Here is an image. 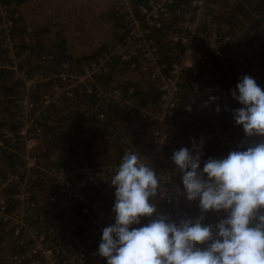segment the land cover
I'll use <instances>...</instances> for the list:
<instances>
[{"label": "trees", "instance_id": "trees-1", "mask_svg": "<svg viewBox=\"0 0 264 264\" xmlns=\"http://www.w3.org/2000/svg\"><path fill=\"white\" fill-rule=\"evenodd\" d=\"M100 1L106 2L105 5L101 4V7H105V17L101 18L109 30V41H96L90 45L93 47L85 44L87 41L93 42L92 36L96 30L88 26L80 27L69 36L65 24H60L59 19L48 14L40 17L44 12H39L38 4L42 8H49L53 0L3 1L9 10L7 20L13 24L10 36L17 45L18 57L24 58L31 77L42 73L56 74L65 63L74 72H80L91 61L114 52L109 73L99 78L98 82L106 89L119 88L128 103H106L95 96H81L78 101L63 99L60 104L50 106L39 121V126H44L40 155L49 158L59 153L60 157L66 159L65 163L70 165L85 161L94 164L120 162L126 148L131 144L137 147L143 142V137L148 135L153 123L152 118L159 112L162 90L157 82L145 81L146 76L141 71L142 42L134 36L127 14L115 1ZM149 1L130 0L137 18L141 19L139 7ZM191 1L175 0L169 5L170 19L160 28L150 29L147 35L158 45L161 63L166 67L165 73L183 55L182 45L175 43L171 37L181 33L179 24ZM208 1L212 4L209 13H216L222 43L225 36L231 38L232 42L226 48L230 53L233 52L235 59L222 61L206 52V60L211 62L212 75L215 77L203 79V86L198 93L184 91L178 112L172 119L183 116L189 106L195 110L196 106L207 104L214 94L225 92L232 95L234 91H239L244 100L239 101L230 96L228 106L221 114L215 107H206L190 118L181 119L172 144L165 150L166 168L173 183L188 187L193 182L208 179L214 190L212 187L205 199L218 196L236 204H241L239 190L247 187L242 176L256 174L261 181L256 202L258 212L251 217L247 228L264 230V105L247 91L264 84V0ZM0 22L3 23L1 18ZM78 22L73 28L81 24ZM97 32L101 33L100 30ZM83 39L85 44H82ZM5 41V33L0 30V63L6 61L3 48ZM42 56L52 58L50 67L36 66V60ZM240 59L243 60V71L238 65ZM51 86L49 83L40 91H32L31 98L38 108L41 107L43 94L50 91ZM215 87L221 89L215 90ZM24 95L14 74L0 69V136L5 128L17 130L20 122L16 119L15 106L16 101ZM99 114H104L105 119L100 120ZM19 165L20 160L14 154H4L0 157V175L16 172ZM159 169L165 170V167L154 166L150 161L145 165L133 163L125 175L119 178L118 189L109 191L102 186V189L99 188L97 184L86 186L87 191L92 190L99 198L108 199L111 208L121 201L134 213L137 209L142 219L139 228L149 229L150 225H154L147 238L136 235L137 238L129 239L127 236L124 241L112 244L101 253L98 264H122L124 261H138L141 264L182 262V236L179 231L168 229L172 215L164 198L157 192ZM33 174L30 179L33 202H43L44 226L55 227L60 219L62 201L58 200L50 210L47 203L48 192L52 188L42 176ZM12 193L9 198L11 211L16 209ZM83 228L81 222L77 232L82 233ZM0 235V263L5 257L23 253L27 248L21 239L6 234L1 226ZM231 244L229 238L225 243L218 242L213 250V255L222 257V264H264V239L251 237L245 246ZM230 249L236 250L228 258L226 251Z\"/></svg>", "mask_w": 264, "mask_h": 264}, {"label": "built area", "instance_id": "built-area-1", "mask_svg": "<svg viewBox=\"0 0 264 264\" xmlns=\"http://www.w3.org/2000/svg\"><path fill=\"white\" fill-rule=\"evenodd\" d=\"M3 1L0 0V18L3 20L0 30L6 36L3 45L6 61L0 63V69L14 74L25 95L16 101L15 114L20 122L17 130L5 128L0 136V157L12 153L20 160L16 172L0 175V226L6 234L21 239L27 248L23 253L5 257L0 264H98L102 252L112 244L124 241L127 236L129 239L137 238L136 235L147 238L154 225H150L149 229L139 228L142 219L137 209L134 213L121 201L111 208L108 199L99 198L92 190L87 191L86 186L97 184L99 188L105 187L109 191L118 189L119 178L125 175L133 163L145 165L149 161L157 167L163 165L166 170L159 169L157 192L164 198L172 215L168 229H175L182 236L180 247L183 260L180 264H222V257L213 255L218 242L225 243L231 238V246H245L251 237L264 239V230L247 228L251 217L258 212L256 202L261 181L256 174L242 176L247 187L239 190L241 204H236L218 196L205 199L212 187L214 190L208 179L193 182L188 187L173 183L166 168L165 150L172 144L181 119L190 118L206 107H215L221 114L227 108L230 96L239 101L244 100L239 91H234L232 95L225 92L214 94L207 104L198 105L195 110L189 106L183 116L175 121L172 119L178 112L184 91L198 93L203 86V79L215 77L212 75L211 62L206 60V52L222 61L235 59L233 52L230 53L226 48L232 42L231 38L225 36L224 43L221 41L216 13H209L212 4L208 0H192L189 8L184 10L179 24L181 33L171 37L175 43L182 45L184 52L180 61L172 63L168 73L164 71L166 67L161 63L156 41L147 38V35L150 29L160 28L170 19L169 5L175 0H150L141 5V19L132 11L130 0H113L127 14L134 36L142 42L141 71L146 76L145 81L157 82L162 90L159 112L152 118L153 123L148 135L143 137V142L137 147L131 144L126 148L120 162L94 164L85 161L71 165L66 164V159L60 157L59 153L49 158L40 155L44 126H39V121L50 106L60 104L63 99L78 101L81 96H95L106 103L126 101L119 88L106 89L98 82L99 78L109 73L114 52L91 61L80 72H74L65 63L56 74L42 73L31 77L24 58L18 57L17 45L10 36L13 24L7 20L9 10ZM51 61L50 56H42L36 60V66L47 68ZM238 65L243 71L242 59L238 60ZM49 83L52 84L50 91L43 94L41 107L38 108L31 98L32 91H40ZM219 89L215 87V90ZM247 91L264 105V84ZM98 117L100 120L105 119L104 114ZM32 174L42 176L52 188L48 192L50 210L58 200L62 201L60 219L55 227L44 226L43 202H33L34 194L30 189ZM11 192L16 206L13 211L9 209ZM81 222L84 230L78 233ZM236 249L226 251L227 257L235 253ZM2 252L6 253L3 249ZM122 264L141 262L124 261Z\"/></svg>", "mask_w": 264, "mask_h": 264}, {"label": "crops", "instance_id": "crops-1", "mask_svg": "<svg viewBox=\"0 0 264 264\" xmlns=\"http://www.w3.org/2000/svg\"><path fill=\"white\" fill-rule=\"evenodd\" d=\"M101 4L102 2L100 0H95L94 7L92 6V3H87L85 0H53V3L50 4L49 8H42L39 4L37 8H39V12H44V14H40V17H43L45 16V14H48L52 18L59 19L60 24L64 23L67 33L69 34V36H71L73 34L74 29L76 31V28L81 29L80 27L90 25L89 22H91V20L87 18V14L84 12V9L87 7H93V9L98 12V9H100ZM46 9L48 10L45 11ZM78 20V23L81 24L73 28V25ZM87 20L88 22H86Z\"/></svg>", "mask_w": 264, "mask_h": 264}, {"label": "rangeland", "instance_id": "rangeland-1", "mask_svg": "<svg viewBox=\"0 0 264 264\" xmlns=\"http://www.w3.org/2000/svg\"><path fill=\"white\" fill-rule=\"evenodd\" d=\"M85 1L87 3H92L93 4L92 6L94 7L95 0H85ZM105 3L106 2L102 1L103 5H105ZM93 7L92 8L87 7V8L84 9V12L87 14V18H89L91 20V22H89L90 25H88V27H90V29L96 30L94 32V35L92 36L93 42L87 41L86 44H85V40L84 39L82 40V42H83L82 44H85V46H87V47L90 46L92 43L93 44L96 43V41L99 42L102 39L103 40H105V39L108 40L109 39V30L106 28L107 26L104 24V22L102 21V18H101V17H105V16H103V13L105 12V10H104L105 7H101V5H100L101 9H98V12H96L93 9ZM97 17H100V18H97ZM98 30H100L101 33L97 32ZM95 36H96V38H95ZM90 47H93V46H90Z\"/></svg>", "mask_w": 264, "mask_h": 264}]
</instances>
